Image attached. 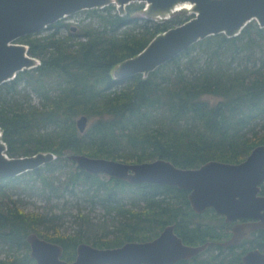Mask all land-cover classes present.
Segmentation results:
<instances>
[{
	"label": "trees",
	"instance_id": "trees-1",
	"mask_svg": "<svg viewBox=\"0 0 264 264\" xmlns=\"http://www.w3.org/2000/svg\"><path fill=\"white\" fill-rule=\"evenodd\" d=\"M80 12L85 15L75 25L61 19L18 38L39 63L0 85L7 155H56L39 168L0 178V264H37L26 240L30 232L61 244L63 258L72 261L81 242L111 248L147 241L169 224L186 244L212 242L176 264H244L247 251L264 252V229L237 246L221 245L234 222L212 208L195 213L188 190L89 173L66 158H163L183 168L243 161L264 145V27L252 20L236 36L199 40L146 76L115 80L119 63L194 15L145 18L144 2ZM82 115L88 118L83 133L76 123ZM30 203L34 210L27 209ZM96 210H103L102 219L92 216ZM67 218L76 225L71 234L60 229Z\"/></svg>",
	"mask_w": 264,
	"mask_h": 264
},
{
	"label": "water",
	"instance_id": "water-1",
	"mask_svg": "<svg viewBox=\"0 0 264 264\" xmlns=\"http://www.w3.org/2000/svg\"><path fill=\"white\" fill-rule=\"evenodd\" d=\"M132 2H145L146 16L153 20L171 17L176 7L185 3L193 5L194 16L158 34L140 53L119 63L113 71L115 80L135 74L146 76L199 40L219 33L236 36L252 20L264 27V0H0V85L39 63L28 54L27 45L16 42L18 38L37 33L82 10L103 8L111 3L123 10ZM76 123L83 133L88 125L87 116H80ZM1 134L0 128V178L20 175L56 158L52 152L9 157ZM66 158L89 173L106 174L131 184L154 183L188 190L195 213L212 208L226 222H235L230 238L221 242L223 246H237L251 232L264 229V195L261 194L264 145L253 148L239 163L209 160L197 168L178 167L163 158L124 162L77 153L67 154ZM26 240L30 257L37 264H176L198 256L212 244L210 241L186 244L176 234L175 225L169 224L157 237L147 241H128L111 248L81 242L76 246L74 260L67 261L61 244L35 232H30ZM242 261L264 264V252L251 249L242 256Z\"/></svg>",
	"mask_w": 264,
	"mask_h": 264
},
{
	"label": "rangeland",
	"instance_id": "rangeland-1",
	"mask_svg": "<svg viewBox=\"0 0 264 264\" xmlns=\"http://www.w3.org/2000/svg\"><path fill=\"white\" fill-rule=\"evenodd\" d=\"M116 5V4H115ZM177 11H186L188 14L191 13V9H186L184 7L180 8L179 10ZM146 12V11H145ZM85 15V13H81V12H77L71 16H68L65 18V22L67 23H71L72 25H75L77 24L78 20H80L81 18H83ZM143 16L145 18H147L146 16V13H143ZM36 101V99H35ZM42 201L40 200H35V204L36 206H41L42 205ZM36 207L33 205V204H28L27 205V209L28 210H34ZM103 213V210H96L94 213L92 212V216H94V218H97V219H102L101 216H102ZM68 221H66L65 223L63 224H60V229L63 233L65 234H71V232L74 231V229H76V225L73 223L72 219L71 218H67ZM5 255V252L4 251H1L0 252V256L3 257Z\"/></svg>",
	"mask_w": 264,
	"mask_h": 264
},
{
	"label": "bare ground",
	"instance_id": "bare-ground-1",
	"mask_svg": "<svg viewBox=\"0 0 264 264\" xmlns=\"http://www.w3.org/2000/svg\"><path fill=\"white\" fill-rule=\"evenodd\" d=\"M192 4H189V3H185V4H181V5H178L177 7H176V10H179L180 8H182V7H184V8H186V9H191L192 8Z\"/></svg>",
	"mask_w": 264,
	"mask_h": 264
},
{
	"label": "flooded vegetation",
	"instance_id": "flooded-vegetation-1",
	"mask_svg": "<svg viewBox=\"0 0 264 264\" xmlns=\"http://www.w3.org/2000/svg\"><path fill=\"white\" fill-rule=\"evenodd\" d=\"M144 3H145V2H144ZM145 7H146V4H145ZM234 223H235V222H234ZM234 223H233V224H234Z\"/></svg>",
	"mask_w": 264,
	"mask_h": 264
}]
</instances>
